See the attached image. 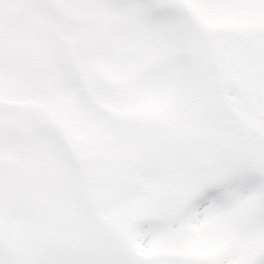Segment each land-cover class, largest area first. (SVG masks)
<instances>
[{
	"label": "snow or ice",
	"instance_id": "1",
	"mask_svg": "<svg viewBox=\"0 0 264 264\" xmlns=\"http://www.w3.org/2000/svg\"><path fill=\"white\" fill-rule=\"evenodd\" d=\"M0 264H264V0H0Z\"/></svg>",
	"mask_w": 264,
	"mask_h": 264
}]
</instances>
